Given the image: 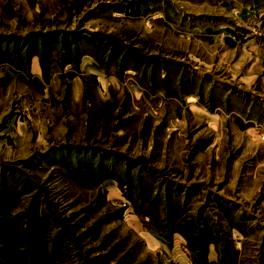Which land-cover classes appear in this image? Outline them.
Returning <instances> with one entry per match:
<instances>
[{
	"label": "rangeland",
	"instance_id": "obj_1",
	"mask_svg": "<svg viewBox=\"0 0 264 264\" xmlns=\"http://www.w3.org/2000/svg\"><path fill=\"white\" fill-rule=\"evenodd\" d=\"M0 264H264V0H0Z\"/></svg>",
	"mask_w": 264,
	"mask_h": 264
},
{
	"label": "bare ground",
	"instance_id": "obj_2",
	"mask_svg": "<svg viewBox=\"0 0 264 264\" xmlns=\"http://www.w3.org/2000/svg\"><path fill=\"white\" fill-rule=\"evenodd\" d=\"M190 101L192 100V99H189Z\"/></svg>",
	"mask_w": 264,
	"mask_h": 264
}]
</instances>
